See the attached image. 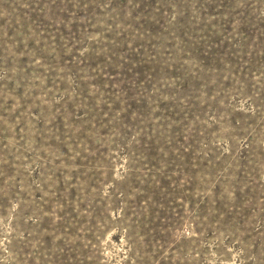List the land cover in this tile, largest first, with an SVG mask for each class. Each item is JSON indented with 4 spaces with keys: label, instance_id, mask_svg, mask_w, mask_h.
I'll return each mask as SVG.
<instances>
[{
    "label": "rangeland",
    "instance_id": "obj_1",
    "mask_svg": "<svg viewBox=\"0 0 264 264\" xmlns=\"http://www.w3.org/2000/svg\"><path fill=\"white\" fill-rule=\"evenodd\" d=\"M0 264H264V0H0Z\"/></svg>",
    "mask_w": 264,
    "mask_h": 264
}]
</instances>
